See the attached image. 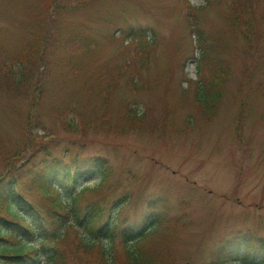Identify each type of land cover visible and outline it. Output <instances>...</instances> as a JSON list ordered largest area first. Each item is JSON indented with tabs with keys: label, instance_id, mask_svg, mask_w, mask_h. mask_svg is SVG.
Listing matches in <instances>:
<instances>
[{
	"label": "rangeland",
	"instance_id": "374dc122",
	"mask_svg": "<svg viewBox=\"0 0 264 264\" xmlns=\"http://www.w3.org/2000/svg\"><path fill=\"white\" fill-rule=\"evenodd\" d=\"M44 1L0 0V52H14L39 26L52 44L46 66L61 74L71 58L80 74H64L54 107L37 114L31 88L21 97L0 86V164L14 154L17 161L25 142H51L69 149L66 160L78 155L105 165L102 182L83 178L78 208L81 216L98 203L103 221L114 217L116 264L125 263L123 233L158 217L173 238L170 264H264V64L248 71L243 40L220 41L216 13L227 0H190L202 8L203 60L186 0H51L38 24L33 11L42 13L36 8ZM214 63L229 70L220 100L205 111L196 93ZM30 76L38 85L36 71ZM77 93L88 103L76 119L83 130H66L58 115ZM24 195L39 202L29 183ZM75 229L54 246L85 261ZM89 264L100 263L92 257Z\"/></svg>",
	"mask_w": 264,
	"mask_h": 264
},
{
	"label": "trees",
	"instance_id": "16d2710c",
	"mask_svg": "<svg viewBox=\"0 0 264 264\" xmlns=\"http://www.w3.org/2000/svg\"><path fill=\"white\" fill-rule=\"evenodd\" d=\"M226 4L227 9L220 12L223 26L217 35L224 43L235 44L238 38L243 40L249 71L250 64L257 60L260 63L262 61L258 59L256 52L264 42V0H227ZM49 5L51 0H46L43 5H38L36 8L37 10L42 8V13L35 14L33 11V18L38 24L46 12L44 7ZM194 21L197 20L192 17L191 24L195 27L196 45L200 56L207 58L209 46L205 43V30L197 26ZM35 29L37 31H29L22 39L16 51L5 54L0 52V86L8 92L17 90L21 97L27 95L31 88L34 96L32 112L37 114L41 110L54 107L53 100H56V96H59L63 90L64 74L70 79H77L80 67L68 58L66 65L60 70L61 74L53 73L46 66L47 51L52 44L45 38L44 31L42 33L39 26ZM251 40L252 44H249ZM41 61L42 70L39 64ZM220 65V63L212 65L211 77L199 85V92L196 94V101L206 106L205 111L209 106H214L221 96L219 88L223 86L225 72L229 68L221 65L222 70L218 69ZM68 68L73 77L68 75ZM35 71L38 85H32V77H28ZM90 83V79H86L78 91L84 95L83 92ZM82 95L79 96L78 93L76 96L72 95L68 106L58 115L62 127L66 130H83V123L76 120L82 116L84 111L82 109L88 105L82 100ZM31 126L32 124H29L27 127L28 131ZM32 137L35 138L34 135ZM50 144L52 143L25 142L23 148L19 149L17 161H13L16 157L14 154L3 157L2 166L0 164L2 167L0 168V264H89L92 257H96L100 264H104L102 261L116 264L112 249L116 232V227L111 224L114 220H111V223L109 221L102 223L98 219L102 213L97 205L92 206L93 211L89 217L80 220L77 201L81 193H73L76 184L84 175L94 174L104 179L106 173L103 168L107 167L96 160L81 161L78 155L73 160L66 161L65 157L69 149L56 150L51 148ZM28 183L36 190L40 205L35 199L28 200L25 197L24 190ZM61 192L71 198L70 206L64 203ZM160 224L161 219L158 218L156 221H150L149 225L152 228L147 232L140 230L135 234L123 233L121 247L124 251V264L171 263L168 243L170 244L173 238L166 235V230ZM43 225H48V228ZM75 226L77 230L80 229L78 252L87 255L89 261L88 259L78 261L74 258L76 254L69 255L47 247L46 260L41 263L39 251L46 247L45 243L49 245L57 240L63 241L71 229L76 230ZM36 230L40 234L34 241L30 236L35 235ZM105 239L107 241H104ZM35 246L42 248L38 250ZM212 264H221V262Z\"/></svg>",
	"mask_w": 264,
	"mask_h": 264
},
{
	"label": "water",
	"instance_id": "95a60500",
	"mask_svg": "<svg viewBox=\"0 0 264 264\" xmlns=\"http://www.w3.org/2000/svg\"><path fill=\"white\" fill-rule=\"evenodd\" d=\"M186 264H190V263H186Z\"/></svg>",
	"mask_w": 264,
	"mask_h": 264
}]
</instances>
